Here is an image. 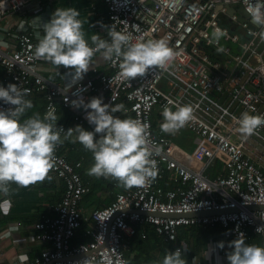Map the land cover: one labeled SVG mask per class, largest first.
<instances>
[{"label": "built area", "instance_id": "built-area-1", "mask_svg": "<svg viewBox=\"0 0 264 264\" xmlns=\"http://www.w3.org/2000/svg\"><path fill=\"white\" fill-rule=\"evenodd\" d=\"M101 1L107 10L109 29L129 33L130 42L161 37L167 40L176 52L167 70L152 66L143 76L130 78L129 83L119 76L121 58L114 56L107 61L109 74L82 78L75 83L71 82V77L62 82L53 80L39 65L49 61L33 55L36 32L42 29L39 24L48 20L36 11L39 15L30 19L24 31L12 34L3 29L5 36H14L17 46L7 50L0 43V67L4 72L0 85L9 81L28 88L30 91L25 98L41 94L45 100V113L50 106L54 107L55 115L58 109H63L75 124L88 130L93 129L85 119L88 109L83 105L73 106L72 100L82 98L86 103L88 95L98 93L107 94L105 103L110 105L121 100L125 108L122 114L114 116L131 117L147 124L149 147L160 149L159 154L152 156L157 161L158 174L144 186L116 193L109 205L84 216L81 201L89 189L78 171L61 154L62 143L58 144L49 173L62 180L63 195L54 208V216L34 224L39 241L48 248L26 264H87L89 261L121 264L126 261L122 234L136 235L135 225L150 226L164 244H174L181 228L200 226L220 229L223 240H234L243 233L244 242L256 236L264 245V210L246 208L264 206V144L255 145L254 156L247 152L250 143L255 142L253 137L264 135V125L242 140L233 119L240 115L232 112L241 108L242 112L264 115V73L260 71L264 68V28L257 24L250 29L251 20L245 11L247 0ZM228 7L235 13L229 15ZM25 8V0H0V24ZM238 9L247 16L242 23L238 22ZM215 27H220L225 34L222 41L210 42ZM238 29L243 30L245 36H241ZM222 42L236 45L242 51L232 53L228 46H222ZM255 57L259 59L258 64L253 60ZM52 71L58 73L59 68ZM184 103L192 105V119L172 134L186 130L195 136L192 153L195 167L177 159L175 145L165 132L155 131L152 125L155 110L161 115L165 106L175 110L176 105ZM12 107L15 106L0 101V108ZM57 127L66 131L64 126ZM64 135L61 131V139ZM216 161L221 162L223 173L210 178L208 171ZM224 210L233 211L211 216H185ZM82 222L88 224L84 235L89 241L72 245ZM141 237L145 238V235L141 234ZM216 246L210 242L208 248L214 251ZM217 249L221 252L223 247Z\"/></svg>", "mask_w": 264, "mask_h": 264}, {"label": "clouds", "instance_id": "clouds-1", "mask_svg": "<svg viewBox=\"0 0 264 264\" xmlns=\"http://www.w3.org/2000/svg\"><path fill=\"white\" fill-rule=\"evenodd\" d=\"M245 11L253 24L264 28V0H255L254 3L247 0ZM79 15V10L74 7L55 8L50 18L39 24L43 35L33 53L35 57L53 65L69 68L72 83L82 79L89 70L95 52H99V57L104 61L114 56L121 58L119 76L129 83L130 78L143 76L152 66L167 70L169 62L176 56L164 37L132 43L129 33L112 28L108 31L110 40L93 34L92 46L85 39ZM224 34V30L215 27L210 42H219ZM29 91L15 83L0 85V101L15 106L0 108V197L5 198L9 206L10 193L15 191L12 183L27 187L46 178L51 179L48 173L54 165L55 148L69 138L92 153L93 163L87 169L90 176H110L127 188L144 186L155 179L158 168L152 156L159 154L160 149L158 146L149 147L147 124L131 117L112 115L124 109L123 103H103L102 96H94L86 103L82 98L74 99L71 101L73 106L83 105L88 109L85 119L93 125V129L86 130L77 124L65 131L56 125L58 117L53 106L49 107L43 118L40 113H35L21 122L20 117L25 110L33 107L32 101L25 98ZM192 113L190 104L176 105L175 110L165 106L161 113V131L174 133L192 119ZM233 119L238 124L236 130L242 140L255 134L264 125V115L250 114L248 111ZM61 131L65 133L63 139ZM8 228L6 235L13 233L18 225H9ZM229 244L232 247V251L227 254L230 264H264V246L246 244L243 233H239L238 238L229 241ZM217 247H223V242H218ZM18 259L26 261L27 253H20ZM87 264L95 262L89 261ZM121 264L127 262L122 261ZM151 264H186V261L178 247L174 251L166 250L161 260L152 261Z\"/></svg>", "mask_w": 264, "mask_h": 264}, {"label": "crops", "instance_id": "crops-1", "mask_svg": "<svg viewBox=\"0 0 264 264\" xmlns=\"http://www.w3.org/2000/svg\"><path fill=\"white\" fill-rule=\"evenodd\" d=\"M25 3L26 8L23 12L10 15L0 24L2 29V32L0 31V43L1 46L7 50H13L17 45L14 36H5L3 29L11 31L12 34L24 31L27 29L30 19L33 16L39 15L36 14V11L42 14L40 16L49 19L50 14L55 8L74 7L79 10L80 15L78 18L82 21V30L84 31L86 41L90 45H94L91 41V36L93 34H98L103 39H106L108 36L109 22L107 19V10L101 0H25ZM42 35L43 30L39 29L35 36L36 44ZM220 40L222 41L221 38ZM222 46H228L232 53H240V51H242L236 45H227L222 42ZM99 56L100 53L94 55L93 61L89 64V70L83 74V78L93 79L97 75H106L110 73L107 61H104ZM39 65L46 76L58 82H62L67 77H71L70 69L64 66L58 67L51 62H40ZM56 68H59L58 73L52 71ZM2 79H4V72L0 67V80ZM3 83V86H7L10 82L4 81ZM94 96H102V102H106L107 94H90L87 96L88 100ZM27 99L32 101L33 107L25 110L24 114L20 117L21 122L35 113H40L41 118H43L45 113V100L43 96L41 94H32L28 96ZM119 103H122L121 100L111 105ZM119 114H122V110L112 113V115ZM56 116L58 117L56 125L64 126L66 130L69 127L77 125L72 121L69 113L63 109H58ZM162 120L163 117L155 110L152 115V125L155 131L160 129ZM83 128L88 130L87 127ZM184 133L191 134L186 130H182L179 134L165 132V136L175 145L174 156L185 164L195 167L196 164L192 160V153L195 148V136L191 134L192 144L189 147L186 146L188 149L186 151L179 149L174 141L176 137ZM73 136H75V133H73ZM253 138L255 142H251L248 146V148L250 147L248 154L254 156L253 150H255V145L258 143L260 145L264 144V135ZM61 154L72 165L80 168V173H82L83 179L86 180V186L89 191L86 197L81 201V210L84 216H88L94 209L109 205L116 193H125L131 191L134 187H124L115 178L110 176L95 177L88 175L87 169L93 163L92 153L85 149L79 142H72L71 138L64 140L62 143ZM217 162L219 165H216ZM222 173V164L219 161H216L214 166L208 171L210 178H214ZM48 175L51 179L46 178L43 181L30 184L27 187H18L12 183V188H14L15 191L10 193V206L5 198L0 197V262L3 264H26L29 260L38 256L44 249L48 248L47 244L39 241L37 236L38 232L33 226L36 222L45 217L54 216V208L60 202L64 191L62 180L53 174L48 173ZM163 186L167 187L165 183H163ZM9 225H18V228L10 235H6L9 231ZM136 226L138 225L134 226L135 229ZM130 238L131 237L122 234V240L126 244L124 256L126 262L129 264H151L152 261L161 260L166 250L170 252L178 247L181 248L182 256L185 258L186 264H230L227 260V254L232 251V247L229 244L231 240H223L220 229H203L200 226L185 227L178 231L177 241L174 244L163 245L159 242L155 245H148L143 249L133 248L131 252H128L126 250L129 245L126 240ZM210 242L216 244L218 242H223V250H221V252L218 251L217 246L214 251L209 250L208 245ZM245 243L264 246L262 241L256 236H253ZM130 248H132V246ZM20 253H27L28 259L21 262L18 259Z\"/></svg>", "mask_w": 264, "mask_h": 264}, {"label": "trees", "instance_id": "trees-1", "mask_svg": "<svg viewBox=\"0 0 264 264\" xmlns=\"http://www.w3.org/2000/svg\"><path fill=\"white\" fill-rule=\"evenodd\" d=\"M74 168L78 171L80 175L82 174L80 173V168H77L76 166H74ZM81 178H82L83 183L86 184V180L83 179L82 175H81ZM162 186H163V183H162ZM84 197H86V195ZM87 227H88L87 222H82V226L77 230L75 237L73 238L71 242L72 245H78V244L89 241V238L84 235ZM136 231H137L136 236L131 237L130 239L126 240L129 245L126 251L131 252V249L133 248L143 249V248H146L148 245H155V244H158L159 242L164 245V243L161 241V239L158 236H156V234L154 233V230L150 226L138 225L136 226ZM141 234H144L145 238H142ZM131 246L132 248H130Z\"/></svg>", "mask_w": 264, "mask_h": 264}, {"label": "water", "instance_id": "water-1", "mask_svg": "<svg viewBox=\"0 0 264 264\" xmlns=\"http://www.w3.org/2000/svg\"><path fill=\"white\" fill-rule=\"evenodd\" d=\"M235 13V10L232 9L231 7H228V14L232 15ZM247 18L246 14L241 10L238 9V22L242 23L245 21V19ZM250 29H253L255 26H257V24H253L252 22H250ZM235 26H232L231 29H234ZM239 34H241L242 36H245V32L243 30L238 29L237 30ZM248 210H264V206H254V205H250L246 207ZM233 210H224V211H211V212H201V213H190V214H186L185 216H190V217H195V216H211V215H215V214H220V213H226V212H230ZM141 215H149V213L147 212H139ZM153 216L155 215H159V216H165L162 214H151ZM170 217H176L177 215H169Z\"/></svg>", "mask_w": 264, "mask_h": 264}, {"label": "rangeland", "instance_id": "rangeland-1", "mask_svg": "<svg viewBox=\"0 0 264 264\" xmlns=\"http://www.w3.org/2000/svg\"><path fill=\"white\" fill-rule=\"evenodd\" d=\"M254 62H256L257 64L259 63V59L257 57L253 58ZM261 72L264 73V68L260 69ZM241 108H235L232 110V112L239 116L240 113H241ZM192 135L189 134V133H184L183 135L179 136V137H176V139L174 140L175 143L177 144L178 148L181 149V150H188L186 146H190L192 144ZM249 148H247V152H249ZM216 165H219V163L217 162ZM216 167V166H215ZM218 167V166H217Z\"/></svg>", "mask_w": 264, "mask_h": 264}]
</instances>
